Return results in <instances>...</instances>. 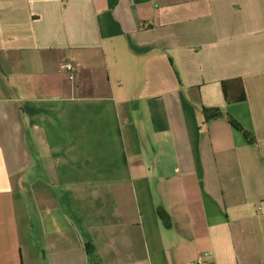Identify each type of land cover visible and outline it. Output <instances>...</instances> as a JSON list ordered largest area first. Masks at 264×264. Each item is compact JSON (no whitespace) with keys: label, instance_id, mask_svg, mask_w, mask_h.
Segmentation results:
<instances>
[{"label":"crops","instance_id":"1","mask_svg":"<svg viewBox=\"0 0 264 264\" xmlns=\"http://www.w3.org/2000/svg\"><path fill=\"white\" fill-rule=\"evenodd\" d=\"M197 262L264 264V0H0V264Z\"/></svg>","mask_w":264,"mask_h":264},{"label":"trees","instance_id":"2","mask_svg":"<svg viewBox=\"0 0 264 264\" xmlns=\"http://www.w3.org/2000/svg\"><path fill=\"white\" fill-rule=\"evenodd\" d=\"M235 83H239L240 84V80H228L222 83V87H223V92H224V96L226 98V100L228 102H232L235 101L234 98H232L229 93L228 90L230 89V86H233ZM245 100V94L242 93L241 97L238 98V102L244 101ZM228 120L230 121V123L232 125H234L237 129H241L240 126L231 118L228 116ZM246 136L248 137V139H250V137L248 136V134L245 132ZM161 216V214H160Z\"/></svg>","mask_w":264,"mask_h":264},{"label":"built area","instance_id":"3","mask_svg":"<svg viewBox=\"0 0 264 264\" xmlns=\"http://www.w3.org/2000/svg\"><path fill=\"white\" fill-rule=\"evenodd\" d=\"M60 68L70 74H73L75 72V67L69 63L62 64ZM197 264H200V262H197Z\"/></svg>","mask_w":264,"mask_h":264}]
</instances>
